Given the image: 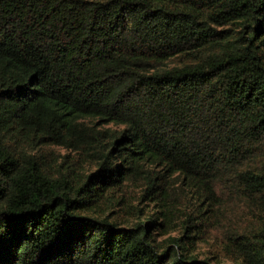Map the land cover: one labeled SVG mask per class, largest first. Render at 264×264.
Wrapping results in <instances>:
<instances>
[{
  "label": "trees",
  "instance_id": "1",
  "mask_svg": "<svg viewBox=\"0 0 264 264\" xmlns=\"http://www.w3.org/2000/svg\"><path fill=\"white\" fill-rule=\"evenodd\" d=\"M0 264H264V0H0Z\"/></svg>",
  "mask_w": 264,
  "mask_h": 264
}]
</instances>
